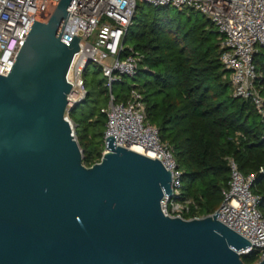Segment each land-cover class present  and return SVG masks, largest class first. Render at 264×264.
Masks as SVG:
<instances>
[{"label": "water", "instance_id": "water-1", "mask_svg": "<svg viewBox=\"0 0 264 264\" xmlns=\"http://www.w3.org/2000/svg\"><path fill=\"white\" fill-rule=\"evenodd\" d=\"M69 2L58 0L46 22L32 16L0 75V264H246L237 251L250 241L217 212L162 214L171 178L157 159L108 136L99 161L81 163L64 118L79 40L60 41Z\"/></svg>", "mask_w": 264, "mask_h": 264}, {"label": "built area", "instance_id": "built-area-1", "mask_svg": "<svg viewBox=\"0 0 264 264\" xmlns=\"http://www.w3.org/2000/svg\"><path fill=\"white\" fill-rule=\"evenodd\" d=\"M57 1L0 0V75L7 74L33 21L32 16L46 22ZM137 3L201 13L218 33L219 61L228 72L231 95L249 101L263 117L264 102L257 84L260 72L253 57L264 47V0H70L66 8L68 15L60 41L68 44L73 37L79 39L78 51L73 53L65 74L71 86L66 94L64 118L71 134L73 122L67 109L86 97L83 71L87 64H97L107 88V102L100 108L105 116L103 144L106 137L112 136L115 145L135 147L142 155L157 159L171 178L172 195H163L160 200L162 214L186 220L201 218L189 215L191 208H195L192 199H177L182 172L170 145L146 121L140 91L130 87L117 100L112 90L113 83L120 82L124 76L132 78L137 71L138 52L124 47V35ZM261 62L264 67V57ZM227 165V187L215 210L216 219L250 241V246L237 253L241 256L255 252V262H258L264 259V212L258 206L260 197L252 190L255 175L242 173L232 157H227ZM258 171L262 172L263 167Z\"/></svg>", "mask_w": 264, "mask_h": 264}, {"label": "trees", "instance_id": "trees-1", "mask_svg": "<svg viewBox=\"0 0 264 264\" xmlns=\"http://www.w3.org/2000/svg\"><path fill=\"white\" fill-rule=\"evenodd\" d=\"M144 5L151 7L137 3L124 41L128 37L136 41L132 48L140 59L132 78L141 74L143 81L132 87L142 94L146 121L170 145L182 172L177 199H192L195 208L189 215L204 216L215 211L227 187V157H232L242 173H254L252 190L260 197L258 206L264 212V116L260 117L249 101L231 95L225 75L228 72L219 61L217 31L197 11L176 9L187 13V19L190 14H201L202 23L185 26L168 14L175 8L152 7L153 13L144 14ZM261 48L253 62L260 72L257 84L264 102ZM102 90L107 92L104 85ZM116 99H121L120 95ZM100 108L78 119L71 117L73 109L68 111L81 163L86 167L99 161L104 147L105 116ZM260 166L262 172L258 171ZM240 258L246 264L257 259L255 252Z\"/></svg>", "mask_w": 264, "mask_h": 264}, {"label": "rangeland", "instance_id": "rangeland-1", "mask_svg": "<svg viewBox=\"0 0 264 264\" xmlns=\"http://www.w3.org/2000/svg\"><path fill=\"white\" fill-rule=\"evenodd\" d=\"M153 6L149 7L144 5L142 8V13L144 14H151L153 13ZM168 14L173 17L176 21H179L185 26H189L193 23L200 24L203 22V18L201 14L193 13L190 14V18L187 19V13H178L176 9H169ZM134 31H137V27H132ZM207 28V26H206ZM213 28V27H212ZM214 29V28H213ZM136 43L133 37H128L124 41V47L132 48ZM261 53L264 55V48H261ZM228 76V73H225ZM226 76V79H227ZM85 79V89L88 92L87 96L85 97L84 101L78 104L71 113V117L73 119H78L81 114L92 112L95 114L99 107L105 106L107 100V92L102 90L104 78L98 68L97 64L90 63L88 64L86 73L84 75ZM143 81V75H138L134 78L130 77H122V84L121 83H114L112 85V90L115 95H120V97L127 93L130 87L138 86ZM101 153L104 151V147L100 150ZM81 152V150H80ZM214 212V211H213ZM211 212V213H213ZM210 213V214H211Z\"/></svg>", "mask_w": 264, "mask_h": 264}, {"label": "bare ground", "instance_id": "bare-ground-1", "mask_svg": "<svg viewBox=\"0 0 264 264\" xmlns=\"http://www.w3.org/2000/svg\"><path fill=\"white\" fill-rule=\"evenodd\" d=\"M131 150H134V151H136V152H139V153H140V151H139L137 148H135V147H132V148H131Z\"/></svg>", "mask_w": 264, "mask_h": 264}]
</instances>
